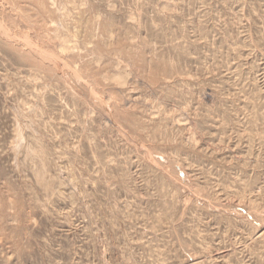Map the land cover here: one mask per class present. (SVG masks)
<instances>
[{
    "label": "rangeland",
    "instance_id": "1",
    "mask_svg": "<svg viewBox=\"0 0 264 264\" xmlns=\"http://www.w3.org/2000/svg\"><path fill=\"white\" fill-rule=\"evenodd\" d=\"M0 264H264V0H0Z\"/></svg>",
    "mask_w": 264,
    "mask_h": 264
}]
</instances>
